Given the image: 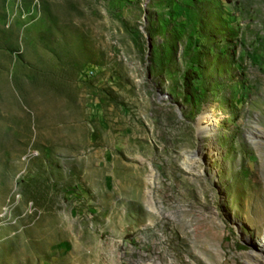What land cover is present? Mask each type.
Returning <instances> with one entry per match:
<instances>
[{
    "label": "rangeland",
    "instance_id": "rangeland-1",
    "mask_svg": "<svg viewBox=\"0 0 264 264\" xmlns=\"http://www.w3.org/2000/svg\"><path fill=\"white\" fill-rule=\"evenodd\" d=\"M0 264H264V0H0Z\"/></svg>",
    "mask_w": 264,
    "mask_h": 264
},
{
    "label": "trees",
    "instance_id": "trees-1",
    "mask_svg": "<svg viewBox=\"0 0 264 264\" xmlns=\"http://www.w3.org/2000/svg\"><path fill=\"white\" fill-rule=\"evenodd\" d=\"M198 79L199 74L194 68L185 71L183 79L184 99H194V87Z\"/></svg>",
    "mask_w": 264,
    "mask_h": 264
},
{
    "label": "bare ground",
    "instance_id": "bare-ground-1",
    "mask_svg": "<svg viewBox=\"0 0 264 264\" xmlns=\"http://www.w3.org/2000/svg\"><path fill=\"white\" fill-rule=\"evenodd\" d=\"M207 113L199 118L200 136L212 135V130L214 129L216 119L214 115Z\"/></svg>",
    "mask_w": 264,
    "mask_h": 264
}]
</instances>
